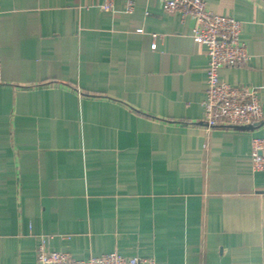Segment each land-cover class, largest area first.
Listing matches in <instances>:
<instances>
[{"label": "crops", "instance_id": "1", "mask_svg": "<svg viewBox=\"0 0 264 264\" xmlns=\"http://www.w3.org/2000/svg\"><path fill=\"white\" fill-rule=\"evenodd\" d=\"M206 1L250 53L221 79L256 86L264 109V0ZM105 2L0 0V264H36L44 237L78 259L264 264V119L208 132L191 18Z\"/></svg>", "mask_w": 264, "mask_h": 264}, {"label": "built area", "instance_id": "2", "mask_svg": "<svg viewBox=\"0 0 264 264\" xmlns=\"http://www.w3.org/2000/svg\"><path fill=\"white\" fill-rule=\"evenodd\" d=\"M114 0H106L104 8ZM169 12H179L193 21L191 35L205 48L208 58L207 89L203 100V124L208 132L217 128H251L264 119L259 90L254 85H232L221 79L224 67L245 65L250 60L246 43L241 39L243 23L230 16L214 13L206 0H159ZM125 10L135 8L136 0H125ZM154 39L159 37L153 34ZM153 43V48L156 47ZM252 166L264 171V136L251 141ZM41 239L36 250V264H156L152 257L125 256L109 252L87 258H75L70 252L48 248Z\"/></svg>", "mask_w": 264, "mask_h": 264}]
</instances>
